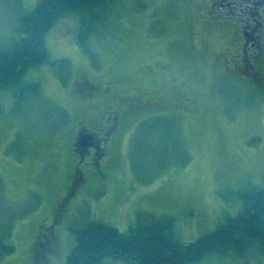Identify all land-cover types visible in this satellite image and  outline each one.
Masks as SVG:
<instances>
[{"label": "rangeland", "instance_id": "1", "mask_svg": "<svg viewBox=\"0 0 264 264\" xmlns=\"http://www.w3.org/2000/svg\"><path fill=\"white\" fill-rule=\"evenodd\" d=\"M38 1L0 0V46L17 34L20 12ZM199 2L113 0L91 23L92 58L75 43L79 16L63 15L45 36L49 61L24 76L40 85V94L16 102L10 90L0 91V195L9 207L0 206V239L14 247L0 252V264H65L75 243L74 228L98 220L127 231L138 212L173 217L176 238L187 243L233 217L242 207L238 192L249 183L264 189V85L240 71L238 53L232 52L236 36L206 20ZM252 59L264 70L262 59ZM78 76L117 97L129 96L137 106L162 99L136 109L134 124L146 119L138 132L133 124L123 133L119 156L105 176L78 187L54 220L75 157L63 130L52 133L47 127L55 116L48 111L58 105L66 113L65 127L74 124ZM170 121L176 122L188 155L185 163L184 151L173 142L159 145L164 141L156 128ZM149 125L150 142L143 135ZM144 139L149 147L134 148V140ZM159 161H165L160 172L154 167ZM7 223L8 237L1 233ZM49 223H54L53 243L35 262V232ZM97 264L133 263L104 257ZM186 264H264V257L251 248L242 256L208 253Z\"/></svg>", "mask_w": 264, "mask_h": 264}, {"label": "trees", "instance_id": "2", "mask_svg": "<svg viewBox=\"0 0 264 264\" xmlns=\"http://www.w3.org/2000/svg\"><path fill=\"white\" fill-rule=\"evenodd\" d=\"M112 1L39 0L33 8L20 12L15 31L17 34L11 38L7 45L0 46V91L10 90L16 102L28 100L40 94V85L36 81H25L24 76L29 68L49 61L45 36L63 15L70 13L79 16V28L75 34V43L82 52L92 58L93 52L87 43L93 30L91 23L101 19L103 11ZM61 60L66 66L68 65L67 59ZM109 93L111 94L109 101L116 102L119 96ZM171 104L180 106L174 101ZM134 113L127 116V119L131 120L129 128L135 125ZM48 114H55L54 117H51L52 123L47 126L51 127L52 133L67 125L66 113L59 106L54 105ZM145 120L144 118L136 123L134 132H138L141 123ZM169 123L165 126L162 125L160 129L156 128V135L164 141V143L159 141V145L164 147L173 142V146L181 153L183 148L175 127L176 122L170 121ZM44 124L41 123L42 126H46ZM149 130L150 125L143 131L145 138L148 137ZM147 141H149L148 138ZM133 144L136 149L149 147L145 139L141 142L134 140ZM118 156L119 153H117L116 159ZM184 158L185 163L188 159L186 153ZM115 160L111 165L115 163ZM164 163L165 161H159V164L154 166L155 169L157 168L160 172L164 168ZM146 171H150V169L147 168ZM69 190L68 187L66 193ZM62 194L59 193L56 200L53 219H56L58 214H62L63 209L57 207L58 199ZM238 195L241 198L242 207L233 217L218 225L214 230L187 243L176 238L173 230V217L169 215L157 217L150 213L138 212L135 222L129 226L127 231H120L114 226L93 220L84 227L72 230L75 243L66 257L65 264H97L104 257L133 264H186L199 261L208 253L226 255L232 251L236 255L242 256L251 248L264 257V189L249 183L238 192ZM3 199V196L0 195V206L9 208ZM39 225L32 242V256L35 262L45 258V252L51 248L53 243L51 228L44 232L43 226L47 224ZM10 230V223H7L4 224L1 233L8 234V237ZM13 250L14 247L11 244L0 239L1 253H9Z\"/></svg>", "mask_w": 264, "mask_h": 264}, {"label": "flooded vegetation", "instance_id": "3", "mask_svg": "<svg viewBox=\"0 0 264 264\" xmlns=\"http://www.w3.org/2000/svg\"><path fill=\"white\" fill-rule=\"evenodd\" d=\"M198 5L199 11L205 12L206 20L224 26V31L231 32L234 39L236 36V48L232 52L233 55L238 53L240 71L250 73L259 83L264 81L263 68L254 64L252 59L264 61V0H200ZM232 22H235L236 26H233ZM224 24H229L232 31ZM74 85V101L77 100L76 120L63 134L71 142L75 161L70 171V190L68 193L64 191L59 197V209H63L76 194L78 187L83 189L88 182L90 184L93 180L105 176V170L119 152L122 132L129 128L131 120L127 119V116L142 107L145 109V103L151 105L162 99H146L140 106L130 97L119 96L116 102H110V89L92 82L85 76H78ZM85 192L86 190L81 195ZM49 228L50 225L43 226L44 232Z\"/></svg>", "mask_w": 264, "mask_h": 264}]
</instances>
